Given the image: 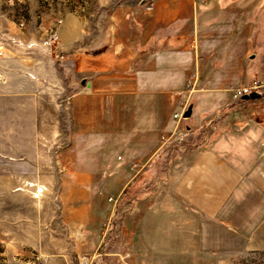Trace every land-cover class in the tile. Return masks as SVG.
<instances>
[{
    "label": "crops",
    "instance_id": "crops-1",
    "mask_svg": "<svg viewBox=\"0 0 264 264\" xmlns=\"http://www.w3.org/2000/svg\"><path fill=\"white\" fill-rule=\"evenodd\" d=\"M141 1H125L105 13L89 43H80L84 36L75 27L72 78L68 83L56 78L61 93L73 89L67 98L75 132L68 148L76 159L62 195L72 231L92 230L102 215L115 210L124 189L139 176L131 165L151 163L165 146V134L175 130L180 98L175 92H184L188 75L206 64L201 37L214 23L205 14L220 8L221 0H207L210 8L197 0ZM17 49L0 54V94L12 88L11 96L21 97L34 89L43 106L50 94L46 56L35 50L30 62L32 52ZM10 80L15 83L11 88ZM250 100L242 98V108L214 125L216 132L205 137L204 145L178 146L164 173L158 188L166 190L161 192L162 213L153 222L161 225L166 264L177 247L181 264H202L204 220L212 225L213 246L223 253H234L237 240L244 250H264V132L258 102ZM32 102L39 105L40 100L27 104ZM46 102L51 104L50 98ZM189 106L188 120H197L198 109ZM109 188L114 192L106 193ZM110 194L115 199L111 210ZM166 209L176 210L178 218Z\"/></svg>",
    "mask_w": 264,
    "mask_h": 264
},
{
    "label": "rangeland",
    "instance_id": "rangeland-1",
    "mask_svg": "<svg viewBox=\"0 0 264 264\" xmlns=\"http://www.w3.org/2000/svg\"><path fill=\"white\" fill-rule=\"evenodd\" d=\"M125 1L131 0H24L16 4L0 0V39L5 48L30 50V62L36 56L33 51L40 49L51 69L50 94L43 106L41 95L34 89L21 97L11 96L15 84L11 80V90L0 94V264L169 262L163 257L161 225L154 224L160 221L161 192L165 190L158 188L178 146L204 145L205 137L216 132L214 125L245 105L242 99L234 98L232 89L264 80V0H221V9H213L207 0H197L204 7H212L205 16L208 23H214L202 32L206 64L200 67L199 82L189 97L199 118L193 121L185 117L180 126L186 134H182V141L170 130L154 160L147 165L136 164L138 178L124 189L116 205L115 199L107 202L110 210L114 205L115 210L102 215L94 229L72 231L66 224L62 195L65 176L76 159V153L68 148L75 132L67 98L73 89L61 93L56 78L60 76L67 83L72 78L75 29L84 36L80 43H89L97 36L105 13ZM55 32L59 37L51 40ZM48 97L51 104L46 102ZM33 98L40 100L39 105L27 104ZM252 101L258 102L264 132V89L261 97ZM113 192L109 188L106 193ZM167 210L178 218L176 210ZM203 230L202 264H264V250H244L237 240L234 253L226 254L213 246L215 240L209 235L212 225L205 220ZM172 244L177 247L180 242L173 240ZM172 253L171 264H181L179 247Z\"/></svg>",
    "mask_w": 264,
    "mask_h": 264
},
{
    "label": "built area",
    "instance_id": "built-area-1",
    "mask_svg": "<svg viewBox=\"0 0 264 264\" xmlns=\"http://www.w3.org/2000/svg\"><path fill=\"white\" fill-rule=\"evenodd\" d=\"M8 2L12 3V4H16V3H21L24 2V0H8ZM153 7L152 4L148 5V9H151ZM21 25L24 26L25 22L21 21ZM59 37L58 33L55 32L53 33L51 40H57V38ZM14 41V40H13ZM15 43L18 44L17 41H15ZM7 49L5 48V44H4V40L0 39V54L3 55L5 53ZM199 82V73L197 71H193L192 73H190L187 77V83H186V87L184 92L181 91H177L175 92L177 95L180 96V98L178 99V106L179 109L176 110V112L174 113V118L176 119V121L179 123L180 121H182L183 119H185L184 117V113L185 110L188 108L189 106V97L191 96V93L195 90L196 85ZM264 89V80L261 79H256L253 80L252 82L248 83L247 85H239L235 88L232 89V94L234 96L235 99H242L244 96L250 94L251 92L255 91L258 93L262 94V91ZM188 95L187 98L184 100L182 98V94ZM264 124V122H263ZM181 134H184L180 131L179 127L176 126L175 130L173 131V135L178 137L177 140H181L180 136ZM137 165L135 163H133L131 165V168L134 169L136 168ZM110 200H113L112 197L109 198Z\"/></svg>",
    "mask_w": 264,
    "mask_h": 264
},
{
    "label": "water",
    "instance_id": "water-1",
    "mask_svg": "<svg viewBox=\"0 0 264 264\" xmlns=\"http://www.w3.org/2000/svg\"><path fill=\"white\" fill-rule=\"evenodd\" d=\"M147 1H148V0H142L141 2H142L143 4H145V3H147ZM260 97H261V93H258V92L253 91V92H251L250 94L244 96L243 98H244L245 100H248V99H259ZM192 112H193L192 107L189 106V107L185 110L184 117H186V118L190 117V116L192 115Z\"/></svg>",
    "mask_w": 264,
    "mask_h": 264
}]
</instances>
